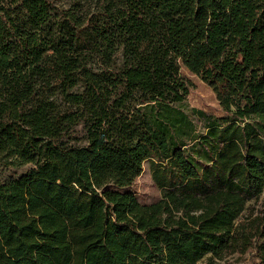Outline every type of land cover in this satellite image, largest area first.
I'll return each instance as SVG.
<instances>
[{
	"label": "trees",
	"instance_id": "obj_1",
	"mask_svg": "<svg viewBox=\"0 0 264 264\" xmlns=\"http://www.w3.org/2000/svg\"><path fill=\"white\" fill-rule=\"evenodd\" d=\"M145 161L150 203L126 189ZM22 165L0 264H264V0H0V166Z\"/></svg>",
	"mask_w": 264,
	"mask_h": 264
},
{
	"label": "rangeland",
	"instance_id": "obj_2",
	"mask_svg": "<svg viewBox=\"0 0 264 264\" xmlns=\"http://www.w3.org/2000/svg\"><path fill=\"white\" fill-rule=\"evenodd\" d=\"M58 7H67L69 0H51ZM181 72L192 83L193 87L187 96V100L191 106L201 108L209 113L221 115L220 106L216 100L213 91L203 83L196 75L190 73L186 68L182 67ZM78 135H81V126L77 127ZM29 165L22 166H0V182L7 181L17 177L23 173ZM110 188H114L112 185ZM134 193L137 200L141 203H150L158 200L161 196V190L155 185L151 179V173L148 161L142 163L141 171L136 175V178L131 186L126 188ZM261 199H264V188L262 190ZM253 252L248 251L243 254L235 253L224 259H209L205 257L197 264H253L255 258Z\"/></svg>",
	"mask_w": 264,
	"mask_h": 264
}]
</instances>
